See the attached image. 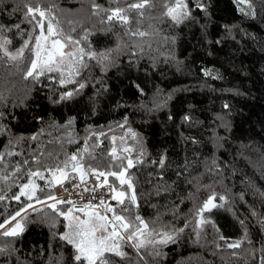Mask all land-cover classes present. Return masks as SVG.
<instances>
[{
  "label": "trees",
  "instance_id": "1",
  "mask_svg": "<svg viewBox=\"0 0 264 264\" xmlns=\"http://www.w3.org/2000/svg\"><path fill=\"white\" fill-rule=\"evenodd\" d=\"M246 1L247 12L235 0H185L188 15L177 24L167 15L176 0H0V35L13 50L28 40L32 44L37 34L36 21L25 19L30 5L50 9L66 34L86 36L89 52L110 54L102 62L98 55L86 59L88 67L81 68L76 82L62 86L57 75L25 79L30 45L21 60L0 50V223L29 203L14 197L33 171L64 168L76 155L67 169L79 163L86 170L119 172L127 160L111 155L110 136L130 129L143 153L142 162L127 172L136 203L124 186L125 203L115 211L129 207L149 230L176 233V239L159 247V256L154 250L138 254L125 244L127 258L112 259L118 264H261L264 0ZM141 2L143 8L129 7ZM117 8L127 23L107 19ZM80 83L83 89L60 99ZM161 158L164 167L157 163ZM110 180L117 186L116 178ZM213 193L218 206L203 212L210 222L197 228L199 209ZM49 195L52 189L40 187L36 199ZM22 222L19 236L0 235L6 249L0 264H76L74 248L59 238L66 226L62 216L41 207ZM237 241L238 248L228 247Z\"/></svg>",
  "mask_w": 264,
  "mask_h": 264
},
{
  "label": "snow or ice",
  "instance_id": "2",
  "mask_svg": "<svg viewBox=\"0 0 264 264\" xmlns=\"http://www.w3.org/2000/svg\"><path fill=\"white\" fill-rule=\"evenodd\" d=\"M146 2V0H145ZM246 0H240V3H245ZM145 6L144 2L141 3H133L129 5L130 8L140 9ZM198 7H203L199 3L197 4ZM98 7V6H97ZM187 5L183 3V0H176L175 6H169L167 8V15L177 24L183 21V18L188 15ZM50 9H42L40 7H32L30 5H26V13L25 19H29V23L32 21H36V25L40 28V34L36 37V45H35V59L31 60L30 67L25 72V79L32 77L33 79H38L40 76H43L46 72L52 71H61L59 67H53L52 65L55 63L54 61V53L52 50H59L63 48L64 45L61 44L60 39H52L51 40V50H47L46 57H41V49H42V41H48L50 37L59 36L61 33L58 29V25L54 24L53 21L55 17L53 16L49 19L46 28V35H45V25L43 23L44 19L46 18L47 12ZM123 9H115L112 11L111 15L107 17L109 21L113 19V17H117L122 19L125 23L128 22L127 16H122L121 13ZM37 15L39 16V20H37ZM19 27V25H16ZM3 31V27L0 26V32ZM139 36L143 37L145 35L144 32H139ZM67 41L73 44H79L80 41L73 40L72 37H66ZM11 43L8 39H3L0 42V49H4V55L8 56L10 60H16L17 56H21L23 49L20 50L19 53L12 55L10 54L7 49L4 48L5 45ZM27 43L25 44V47ZM79 57L77 58L75 52H69L67 54H61L69 56L74 63L70 64L67 69H65L68 73V83H75L72 79L73 75H79L81 67L87 68L88 65L83 63L84 57L87 55L89 59L97 58V53L95 52H85L83 47L78 49ZM110 54L100 53L98 57V62H102L109 58ZM208 74V73H206ZM60 83L63 85L65 83V79H61ZM85 85L80 83L78 89L75 91L78 92L80 89H83ZM74 95V92L69 91L65 92L61 95L60 99H70ZM224 107L227 109L229 105L225 104ZM187 119V117H185ZM135 136V133H133ZM35 139V137H32ZM12 155V153H9ZM113 155H115V151L113 150ZM140 155H143L141 152ZM3 157L0 156V161H2ZM124 159L127 160L126 167L122 166V170L112 171V172H105V171H98L93 170L92 174L97 176L99 179L100 176L105 177L103 183L107 184V177L113 176L116 180L119 181L120 185L127 184L129 189L133 188L131 178L126 177L127 170L134 166V162L132 159L125 157ZM69 161H77V156L72 155L69 160L64 161V168H60L59 165L55 169L48 168L49 172H52L55 175L56 172H59L61 175H64L65 170L67 169ZM142 162V161H137ZM157 163H159L160 167H164L165 161L161 158ZM73 170L77 169V164H72ZM31 177H40L44 179V175L41 171H33L30 173ZM81 179H83V174L81 175ZM38 186L35 185L31 180H29L28 184H24L20 187V194L16 195L14 198L16 200H20L21 196H26L28 200H32L35 194L36 188ZM26 189H30L29 191H25ZM42 190V189H41ZM88 189H85L87 191ZM109 192L112 194L111 198L116 200L117 203L121 206L124 205L125 200V191L118 190L114 186H109ZM3 197L0 196V200ZM48 199H56L53 196H48ZM226 198L224 196H220L219 200L224 201ZM216 200V195L213 193L208 199L203 203V206L199 209L198 215L202 217L203 212L210 211L212 208L217 207L218 205L214 203ZM132 204L135 205L136 203V196L133 189V195L131 197ZM37 203H44L45 201L37 199ZM59 203H65V201H58ZM69 204H73L72 201H67ZM100 205L104 207L105 212L113 213L111 220L106 215L101 214L98 211H95V206L89 202L88 204L84 205L82 208H75L73 205L72 208H69L67 211L58 210L55 204L48 205L49 208L53 210L57 214V216H63L65 220H68L69 223L66 225L68 231L64 232L60 235V239L65 241L67 244L72 245L74 248L75 254L73 256V260L76 264H118V261H114L112 257H117L119 260H124L127 258V253L123 251V246L127 244L128 246L134 248L137 253L139 254V250L142 248H147L151 246L154 249V255H161L160 249L157 248V245H167L169 242H175L176 236L164 230L157 231L155 229L149 230V225L139 216V215H132L131 208L129 207H122L120 212L117 213L115 209L107 204L103 198L100 200ZM222 207L223 205H219ZM33 207L32 204H28L27 208ZM92 208V212H88L87 209ZM21 211H26V208L21 209ZM21 211H17L14 216L11 217V220H16L17 216L21 215ZM74 211L83 212L88 219H81L79 216L73 217L72 213ZM124 213H129V215H124ZM118 222V225L117 223ZM138 222V223H136ZM208 221L206 218H201L199 223L203 224ZM10 223V221L5 220L3 223H0V229H5L0 235L4 237H17L21 233H23L24 228L20 221H17L15 225L11 228L6 229L5 225ZM111 225V227H110ZM122 229L123 231H120ZM179 231H183L180 229ZM199 235V234H198ZM220 239H224L223 236ZM240 246V242H234L228 244V247L231 248H238ZM6 251L5 248L0 247V253H4ZM261 264H264V259L261 260Z\"/></svg>",
  "mask_w": 264,
  "mask_h": 264
},
{
  "label": "rangeland",
  "instance_id": "3",
  "mask_svg": "<svg viewBox=\"0 0 264 264\" xmlns=\"http://www.w3.org/2000/svg\"><path fill=\"white\" fill-rule=\"evenodd\" d=\"M237 2V4L239 5V8L244 11V12H247V10H245L246 8L245 7H248V2L246 1L245 3H240V0H235ZM183 3H185V0H183ZM172 6H175V3L172 5ZM184 11H187L188 12V8L187 9H184ZM122 15V13H121ZM53 17V15L50 13V12H47V15H46V18L44 19L43 23L45 25V35L47 34L46 33V28H47V23L49 21V19H51ZM117 18V17H115ZM119 19V18H118ZM37 20H39V16L37 15ZM121 21H123L122 19H119ZM54 24H57L58 25V29L60 31V35L59 36H53V37H50L48 41H42V49H41V57L44 58L46 57L47 55V50H51V40L52 39H60L61 41V44L64 45L63 48H60L58 51L57 50H52L53 53H54V61L55 63L52 65L54 68L55 67H59L61 69V71H52V72H46L44 75H57L58 77V81L60 83V80L63 78L65 79V83L62 85L60 83V85L62 86H71L73 85L74 83H68L67 82V79H68V73L65 69H67V67L70 65V64H73L74 61L67 55H61L62 53L63 54H67L69 52H75L76 53V56L77 58L79 57V51L78 49L83 47L85 49V52H89L86 47H85V42H86V36L84 37H81V38H74L72 37L71 35L69 34H66L65 32H63V30L61 29L59 23L56 21V19L53 21ZM37 27V34L32 42V44H30L31 40H28L26 41L21 47L13 50L10 48L9 44L5 45L4 48L7 49V51L12 54V55H15L17 53L20 52L21 49H23V52H22V55L21 56H17V59L16 60H21L23 59L24 57V54H25V51L27 50L28 46L30 45L31 47V53H32V60L35 59V45H36V37L40 34V28L38 26ZM145 35H146V32H145ZM4 35H0V42L3 41V39H7L5 37H3ZM72 37L73 40H78L80 41L79 44H73V43H70L69 41H67L66 37ZM27 43V46L25 47V44ZM29 47V48H30ZM4 55V49H0ZM99 56V54H97ZM5 56V55H4ZM8 58V56H6ZM9 59V58H8ZM86 59H89L87 57V55L84 57V60H83V63H85ZM15 61V60H14ZM30 67V66H29ZM82 68V67H81ZM81 71V69H80ZM43 75V76H44ZM78 75H73L72 79L76 82V78H77ZM75 89H78V86L75 88ZM75 89H68V91L66 92H69V91H72L74 92ZM110 132V131H108ZM133 131L130 130V129H126L122 135H117V134H112L110 136V140H111V149H110V153L111 155L114 157V158H121V157H127V158H130L133 160V162H137V161H140L142 155H140L141 151L139 150V146L137 144V139H136V135L133 136ZM113 150L115 151V155H113ZM74 164H77V169L76 170H79V171H82V172H92L93 170H97V169H90V170H86L83 165L79 164V163H74ZM126 165H127V161H126ZM126 167V166H125ZM131 169V168H129ZM128 169V170H129ZM122 170V169H121ZM120 170V171H121ZM127 170V172H128ZM68 171H73V168L71 166L70 169H66L65 170V173L68 172ZM100 171V170H98ZM64 173V175H65ZM44 175V179H41L40 177H30L28 179V181H26L25 183L21 184L20 187L24 184H28L29 183V180H31L35 185H37L38 187L36 188V191H35V194L33 196V199L32 200H28L26 196H22L24 198H26L29 203L28 204H32L33 207L31 208H27V205L24 207L26 208V211H21V215L20 216H17L16 217V220H11V218L8 219V221H10V223L6 224L5 225V228L8 229V228H11L15 225V223L17 221H20L22 223V226H23V222H22V217L29 211H32V210H35V209H38V208H41V207H48V205H51L49 204L48 202L51 200V199H48V197L46 198H43V199H40V200H43L45 201L44 203H37V199H36V193L38 191V189L40 187H46V188H50L52 189V186L55 185L64 175H61L59 172H56L55 175H53L52 172H47V173H43ZM109 178H115L113 176H108ZM126 177H129L126 173ZM113 185L118 189V190H124V186L127 187V190H128V198L131 200V197L133 195V188L132 189H129L127 184L125 185H120L119 181L117 180V186L115 185V183L110 180ZM20 187H19V194H20ZM122 187V189H121ZM30 189H26L25 191H29ZM51 196V195H49ZM126 198V193H125V197L124 199ZM36 199V200H35ZM23 208V209H24ZM69 209V208H68ZM67 209V210H68ZM66 210V211H67ZM72 216L73 217H76V216H79L81 219H88L87 216H85L84 214H78V213H72ZM63 217V216H62ZM64 218V217H63ZM65 220V219H64ZM201 220V216L199 215L197 217V220H196V227H200L201 226V223H199V221ZM69 223L68 220H65V224L67 225ZM8 226V227H7ZM111 226V225H110ZM5 229H0V233L3 232ZM68 231L67 227L65 226V230L64 232ZM120 231H123V230H120ZM63 232V233H64ZM175 236H176V233H173ZM171 242H169L168 244H170ZM167 244V245H168ZM163 246H166V245H157V248L159 247H163ZM140 250H154L152 249L151 246H148L147 248H142Z\"/></svg>",
  "mask_w": 264,
  "mask_h": 264
},
{
  "label": "built area",
  "instance_id": "4",
  "mask_svg": "<svg viewBox=\"0 0 264 264\" xmlns=\"http://www.w3.org/2000/svg\"><path fill=\"white\" fill-rule=\"evenodd\" d=\"M83 174V179L81 175ZM105 177L100 176L97 179L96 175H93L92 172H82L79 170H73L70 173L64 175L54 187L53 197L56 199H51V203H59L58 201H65V203H60L62 205H69V208H72L75 205V208H82L84 205L91 202L95 206V211L100 212L103 215H106L109 220L113 213L105 212L103 206L100 205V200L103 198L105 204L116 207L115 201L111 198L112 194L109 192V186H114L110 181V178L107 177V184H104ZM115 187V186H114ZM85 189H88L85 191ZM72 201L73 204L67 203V201ZM88 212H92V208L87 209ZM74 213L84 214L80 211H74ZM118 225V222H116ZM121 230V229H119Z\"/></svg>",
  "mask_w": 264,
  "mask_h": 264
},
{
  "label": "bare ground",
  "instance_id": "5",
  "mask_svg": "<svg viewBox=\"0 0 264 264\" xmlns=\"http://www.w3.org/2000/svg\"><path fill=\"white\" fill-rule=\"evenodd\" d=\"M71 171H68V172H66L65 173V175L67 174V173H70ZM128 175V174H127ZM54 187H55V185H53L52 186V196H53V192H54ZM121 189H122V187H121ZM123 190V189H122ZM115 201V203H116V207H114V209H116L118 206H119V204L117 203V201L116 200H114ZM49 204H54V203H51L50 201L48 202ZM66 205V204H65ZM68 206V208H69V205H67ZM8 227V226H7ZM111 227V226H110ZM122 230V229H121Z\"/></svg>",
  "mask_w": 264,
  "mask_h": 264
}]
</instances>
